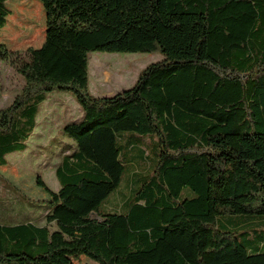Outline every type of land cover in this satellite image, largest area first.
Masks as SVG:
<instances>
[{
    "label": "trees",
    "instance_id": "16d2710c",
    "mask_svg": "<svg viewBox=\"0 0 264 264\" xmlns=\"http://www.w3.org/2000/svg\"><path fill=\"white\" fill-rule=\"evenodd\" d=\"M9 1L26 0H0V31ZM39 1L43 45H0L23 80L0 110V168L28 150L49 93H73L83 117L63 128L76 146L57 196L16 195L37 213L0 223V264H264V230L251 227L264 222V0ZM93 52L165 59L95 96ZM127 170L131 193L109 209Z\"/></svg>",
    "mask_w": 264,
    "mask_h": 264
},
{
    "label": "rangeland",
    "instance_id": "374dc122",
    "mask_svg": "<svg viewBox=\"0 0 264 264\" xmlns=\"http://www.w3.org/2000/svg\"><path fill=\"white\" fill-rule=\"evenodd\" d=\"M11 15L6 27L0 31V45L10 51L24 53L30 48H40L45 42L46 15L41 1L26 0L7 3ZM160 52L89 54L90 89L95 96H112L131 88L139 74L150 64L163 61ZM23 80L9 62L0 61V110L8 108L21 91ZM83 110L71 92L55 91L48 94L41 106L38 127L29 140V148L23 153L8 157V165L0 168V223L11 225L38 210L20 204L17 196L31 200H53L60 185L56 169L64 156V150H75V142L63 133L65 125L80 121ZM128 135H130L128 133ZM138 136V135H136ZM139 137V136H138ZM141 144L154 155L153 138L141 137ZM131 170H127L119 188L109 197V209L120 207L126 195L131 193ZM8 188L12 191L9 192ZM1 205H5V211ZM2 208V209H1ZM31 212V213H30ZM33 217L36 215H32ZM93 218H97L93 215ZM43 224V221L41 222ZM252 228L264 230V222L253 223ZM74 264H97L88 258Z\"/></svg>",
    "mask_w": 264,
    "mask_h": 264
},
{
    "label": "crops",
    "instance_id": "0c3cea01",
    "mask_svg": "<svg viewBox=\"0 0 264 264\" xmlns=\"http://www.w3.org/2000/svg\"><path fill=\"white\" fill-rule=\"evenodd\" d=\"M91 90V89H90ZM94 95V94H93Z\"/></svg>",
    "mask_w": 264,
    "mask_h": 264
}]
</instances>
